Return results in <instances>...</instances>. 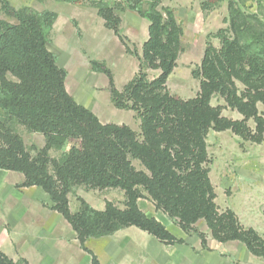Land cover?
<instances>
[{
    "label": "trees",
    "instance_id": "trees-1",
    "mask_svg": "<svg viewBox=\"0 0 264 264\" xmlns=\"http://www.w3.org/2000/svg\"><path fill=\"white\" fill-rule=\"evenodd\" d=\"M1 2L17 23L0 19V170L23 174L22 187L42 188L51 198L52 209L64 216L86 251L88 239L130 226L163 243H181L139 209L138 200L148 199L186 233L197 234L204 247L206 235L196 227L201 220L218 242L240 241L264 258L262 236L241 225L232 210L218 211L206 143L211 130H230L239 139L256 144L264 141V111L259 109V105L264 107V23L258 16L244 14L238 0H227L229 26L217 33L221 47L207 42L201 67L192 72L200 80V93L184 101L166 88L182 51L183 29L174 12L163 7L162 0H122L115 6L96 0L105 27L120 38L127 53L138 58L139 71L119 91L105 64L92 62V69L108 77L114 106L135 113L140 122L138 133L126 125L102 124L69 95L67 72L58 67L56 55L48 49L57 13L16 10L7 0ZM221 2L204 1L202 11ZM117 10H131L149 22V38L141 55L120 34ZM147 70L159 71V75L149 80ZM215 94L242 119L223 117V108L211 105ZM249 121L255 124L253 130ZM16 124L42 134L44 148L35 154L28 151L14 130ZM69 141L75 144L61 158L50 157V151L61 150ZM133 161H139L143 170ZM79 186L120 189L126 196L125 209L107 202L104 211H97L78 198L80 210L72 213L68 195ZM0 264L28 263L14 262L0 252Z\"/></svg>",
    "mask_w": 264,
    "mask_h": 264
},
{
    "label": "crops",
    "instance_id": "crops-1",
    "mask_svg": "<svg viewBox=\"0 0 264 264\" xmlns=\"http://www.w3.org/2000/svg\"><path fill=\"white\" fill-rule=\"evenodd\" d=\"M98 13V12H97ZM123 17L128 28L120 34L132 43L141 42L142 48L149 38V22L137 13L127 10ZM48 49L57 58L59 68L67 72L66 90L79 105L94 113L104 124L136 125L135 113L121 110L124 115L115 117L108 77L92 69V62L103 63L111 71L116 88H123L133 80L139 71V60L127 53L120 38L105 27V22L92 21L94 31L88 34V54L84 56L74 25V16L58 14ZM87 20V19H86ZM91 22L85 21L86 28ZM82 26L80 25L79 28ZM82 29V28H81ZM58 34V41L51 45L52 34ZM131 47V46H130ZM139 53V52H138ZM140 54V53H139ZM117 109V108H116ZM120 110V109H118ZM25 178L18 172H0V252L14 262L28 264H264V258L254 255L240 241L218 242L206 223L196 225L206 235L207 247L197 234L186 233L166 214L156 209L148 199H139V209L150 218L159 221L166 230L181 243H163L157 237L136 226L123 228L113 235L90 238L81 246L77 233L62 214L52 209L50 196L40 187H22ZM79 198L93 209L104 211L106 203L120 206L126 201L124 191L119 189L86 190L83 187ZM88 191V192H87ZM68 195L70 210L77 213L80 201L72 203ZM238 217V213L234 211ZM245 228L254 229L264 239V220L251 217ZM254 220V221H253Z\"/></svg>",
    "mask_w": 264,
    "mask_h": 264
},
{
    "label": "rangeland",
    "instance_id": "rangeland-1",
    "mask_svg": "<svg viewBox=\"0 0 264 264\" xmlns=\"http://www.w3.org/2000/svg\"><path fill=\"white\" fill-rule=\"evenodd\" d=\"M7 1L16 10L29 8L35 12L50 10L60 15L66 13L73 15L84 56L88 54L86 46L88 34L92 35V31L95 30L92 24L93 18L97 22H103L97 13L96 0H81L80 3H65L56 0ZM121 1L106 0L110 6H115ZM204 1L207 0H162V6L174 12L178 24L183 29L182 51L177 60V67L169 77L166 88L171 96L184 101L195 99L200 93V80L194 78L192 72L201 67L207 42H210L216 49H220L221 43L217 38V33L229 26L227 24V0H222L219 6L209 11H202L201 4ZM238 4L244 14L256 15L264 23V0H238ZM116 12L117 14L124 13L119 10ZM120 16L123 17L124 14H120ZM0 19L11 24L17 23L16 19L4 9L1 0ZM86 19L91 22V26L87 28ZM122 23L124 29L128 28L125 17L122 18ZM80 25L82 29L79 28ZM57 36V33L52 34L51 49L52 45L58 41ZM129 44L132 50H136L141 55L142 38L141 42L137 44L129 40ZM147 74L149 80H153L157 78L159 71L147 70ZM237 86L240 85L237 84ZM211 105L213 107L221 106L223 108L222 116L225 118L233 121L242 119L236 110L226 106L224 99L219 94L213 95ZM259 109L261 112L264 111V107L261 105H259ZM112 110L115 117L125 114L116 108H112ZM136 121L133 129L130 128L139 133L140 122L137 118ZM248 125L252 130L255 128L253 121H249ZM14 130L20 135L27 150L32 154L44 148L46 139L42 134L31 133L24 126L17 124L14 125ZM206 143L210 160L209 178L216 194L215 203L220 214L227 209L235 211L244 224H249L251 217L255 219L260 216L264 220V141L261 144H256L239 139L230 130L222 132L211 130L207 135ZM74 144L73 141H69L61 150H52L49 155L51 158L59 159ZM133 165L138 170H143L139 161H133ZM3 171L6 170H0V172ZM83 187H77L73 192L74 195H71L73 204L78 201V194L85 190ZM125 202L120 203L121 207L113 204L124 210ZM203 222V220L199 221V225H203ZM262 228L264 229V225Z\"/></svg>",
    "mask_w": 264,
    "mask_h": 264
}]
</instances>
